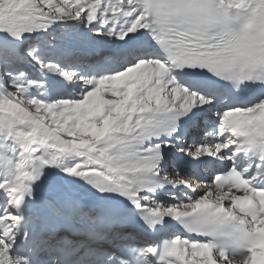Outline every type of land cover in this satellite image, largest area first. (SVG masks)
Instances as JSON below:
<instances>
[{
	"label": "snow or ice",
	"instance_id": "snow-or-ice-1",
	"mask_svg": "<svg viewBox=\"0 0 264 264\" xmlns=\"http://www.w3.org/2000/svg\"><path fill=\"white\" fill-rule=\"evenodd\" d=\"M0 264H264V0H0Z\"/></svg>",
	"mask_w": 264,
	"mask_h": 264
}]
</instances>
